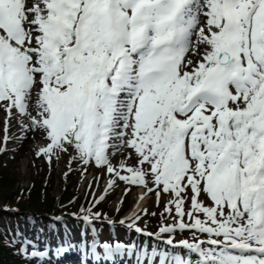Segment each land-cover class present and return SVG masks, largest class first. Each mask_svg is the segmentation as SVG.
I'll list each match as a JSON object with an SVG mask.
<instances>
[{"label": "snow or ice", "instance_id": "obj_1", "mask_svg": "<svg viewBox=\"0 0 264 264\" xmlns=\"http://www.w3.org/2000/svg\"><path fill=\"white\" fill-rule=\"evenodd\" d=\"M0 113V154L39 134L50 165L68 157L106 180L75 215L78 243L61 216L55 248L17 226L27 264L99 260L98 247L137 264H264V0H0ZM121 185L163 202L158 233L139 205L127 227L167 248L100 243L93 209Z\"/></svg>", "mask_w": 264, "mask_h": 264}, {"label": "rangeland", "instance_id": "obj_2", "mask_svg": "<svg viewBox=\"0 0 264 264\" xmlns=\"http://www.w3.org/2000/svg\"><path fill=\"white\" fill-rule=\"evenodd\" d=\"M0 138H1V123H0ZM11 149L18 148V145L14 143L10 144ZM17 157L15 152H9L8 154L4 155L0 158V171H3L8 176L7 183L0 186V207L3 203H5L6 200L13 198L14 195L19 194V191L22 190V188H28L31 184H39L40 186H43L46 182L52 180L53 181V189L52 191L47 195V201H52L56 203V198L61 195L60 200L58 202H65L70 200V195L68 193L69 189L73 187V184L79 180V177H81V174L77 177H75V170L68 174L66 177L63 178V174L68 173V157H62L59 161H54L53 164H49L47 162V158L43 157V161L45 162L44 165H47L49 169H52L49 173H40V168H30V171L27 169H22V167L19 164V161H17ZM28 167V166H27ZM96 170V169H94ZM99 175L97 177H94V179L91 181V174L87 176V178L84 180L83 183V192L85 194L87 193L91 183L93 188L95 189L96 186H98L97 190L95 189L94 193L96 195H100L101 193H104L105 186H106V180L102 178V180H99L100 177V171L96 170ZM96 172V173H97ZM64 179V180H63ZM123 187V185H121ZM123 188L118 189L115 193L114 201L112 203V208L115 209L119 205V201L121 199V195L123 194L122 191ZM138 190H134L131 192V198L130 201H134L136 203V199L138 197L137 195ZM93 195V193H92ZM114 196V195H113ZM111 197V199L113 198ZM25 205L24 203H22ZM42 200L38 202L34 206L36 210H39L42 208ZM144 208L147 210L148 213L151 212H158L160 211L161 207L164 206L163 202L156 201L155 196H148L146 201L143 203ZM144 214V213H143ZM151 215H145L143 216V220L149 218ZM160 223V217H157L154 220L155 226H158ZM39 225L42 226L43 222H39ZM43 227V226H42ZM34 227L22 225L21 226V232H23L24 236L36 241L39 245H44L45 242H50V239L42 240L39 236L35 238V234L32 233ZM23 257V256H22ZM25 258V257H23ZM26 259V258H25Z\"/></svg>", "mask_w": 264, "mask_h": 264}, {"label": "bare ground", "instance_id": "obj_3", "mask_svg": "<svg viewBox=\"0 0 264 264\" xmlns=\"http://www.w3.org/2000/svg\"><path fill=\"white\" fill-rule=\"evenodd\" d=\"M2 119L3 118L1 117L0 113V123H2ZM12 132L19 135L18 128L15 125L12 127ZM39 141L40 143L36 145L35 142ZM45 143V139H43L39 134H35L33 137L30 136L22 144L17 143L19 145V148L16 149L15 153L16 157L18 158L17 161H19L22 169H27L30 171V168H40V173H49L50 171H52V169H49L47 165H44L45 162L42 159L43 156L38 154L39 150L45 146ZM138 204L141 203L139 202ZM99 238L100 240H114L115 233L113 231H109L108 233H103ZM47 264H51V262L48 261Z\"/></svg>", "mask_w": 264, "mask_h": 264}, {"label": "trees", "instance_id": "obj_4", "mask_svg": "<svg viewBox=\"0 0 264 264\" xmlns=\"http://www.w3.org/2000/svg\"><path fill=\"white\" fill-rule=\"evenodd\" d=\"M8 180L9 179L5 175H0V186L7 183ZM43 190L44 189H41L40 187H34L33 189L26 191L25 194H27V196H25V200L28 205H32L39 201L42 194L46 195L48 193V190ZM15 197L8 199V202L14 201L16 199ZM79 205L81 206V204ZM46 206L51 207L52 205L51 203H46ZM9 218L10 216L7 214L0 215V264H21V262L18 261V258L14 255L16 251L10 243V238L3 234L7 233L3 224Z\"/></svg>", "mask_w": 264, "mask_h": 264}]
</instances>
